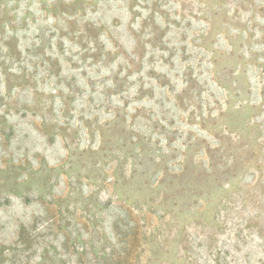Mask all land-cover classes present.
Segmentation results:
<instances>
[{"label": "rangeland", "instance_id": "1", "mask_svg": "<svg viewBox=\"0 0 264 264\" xmlns=\"http://www.w3.org/2000/svg\"><path fill=\"white\" fill-rule=\"evenodd\" d=\"M0 264H264V0H0Z\"/></svg>", "mask_w": 264, "mask_h": 264}]
</instances>
